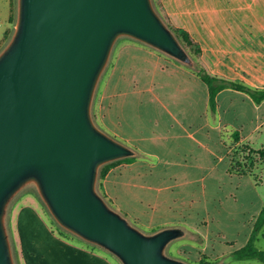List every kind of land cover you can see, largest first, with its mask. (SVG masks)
Listing matches in <instances>:
<instances>
[{
	"label": "water",
	"instance_id": "obj_1",
	"mask_svg": "<svg viewBox=\"0 0 264 264\" xmlns=\"http://www.w3.org/2000/svg\"><path fill=\"white\" fill-rule=\"evenodd\" d=\"M124 37L193 64L153 0H17L0 51V264H16L7 215L31 185L59 226L122 264H189L166 254L183 228L145 234L98 191L103 166L135 155L92 110Z\"/></svg>",
	"mask_w": 264,
	"mask_h": 264
},
{
	"label": "crops",
	"instance_id": "obj_2",
	"mask_svg": "<svg viewBox=\"0 0 264 264\" xmlns=\"http://www.w3.org/2000/svg\"><path fill=\"white\" fill-rule=\"evenodd\" d=\"M161 1L170 24L187 30L201 46L199 61L211 74L264 89L246 82L251 78L248 75L264 72L261 67L264 57V0H208L204 5L205 17L198 18V22L194 18L192 20L191 25L195 28L184 23L191 18L190 15H197L189 2ZM12 17L13 0H0V48L12 27ZM129 39L118 48L108 86L102 95L98 123L110 136L127 144L135 155L132 160L112 167L103 180V187L114 210L130 222L155 233L184 224L183 205L178 202L185 199L187 181L184 174L193 168L195 153L189 150L180 152L178 157L171 159L174 163L168 161L165 165L166 161L158 150L172 138L171 132L165 134L164 129H173L175 125L185 128L197 119L198 96L197 91H185L183 102L188 104V108L178 110L175 106L180 100L176 99L180 98L174 97L172 89L156 79L149 81L148 77L178 72L196 88L199 86L206 125L215 124L223 135L230 134L228 128L232 126V138L235 132V136H240V141L234 139V144L238 145L244 138L239 121L248 113L243 105H248L260 117L264 116V102L258 105L246 93L226 89L219 94L218 109L213 113L209 106L208 86L190 67L174 58L159 55L156 49L146 44ZM225 120L233 123L224 130L221 122ZM170 165L174 166L173 170L167 169ZM19 216L18 244L30 253L31 258L42 257L45 264H116L91 244L77 242L75 238L66 239L55 233L41 213L30 206L23 208ZM195 233L200 234L199 230Z\"/></svg>",
	"mask_w": 264,
	"mask_h": 264
},
{
	"label": "rangeland",
	"instance_id": "obj_3",
	"mask_svg": "<svg viewBox=\"0 0 264 264\" xmlns=\"http://www.w3.org/2000/svg\"><path fill=\"white\" fill-rule=\"evenodd\" d=\"M184 1L189 2L190 6H192L191 10L193 11L194 9L197 14L195 17L190 15L191 18L187 20L184 18V23L186 22L190 26L193 18L194 21L198 22V18L200 20L205 17L204 5L208 3V0ZM153 2L165 23L172 26L169 21V16L163 8L162 1L153 0ZM16 9L17 0H13V17L15 18ZM14 26L15 22H12V27L0 48L1 50L8 43ZM191 26L195 28L193 24ZM127 40L130 39L127 37L121 38L115 45L109 64L101 77L93 100V117L97 126L106 133L107 131L98 123L100 120L102 95L108 86L110 71L114 67V59L117 56L118 48L123 44L122 42ZM186 49L191 57L199 59L194 48L186 45ZM156 52L161 56L173 59L158 50ZM261 67L264 69V57L261 60ZM149 69H152V66H149ZM160 75L159 77L154 76L153 78L150 75L148 80L156 79L158 83L169 86L172 89L171 92L175 95L174 97L180 98L176 99L180 100L177 101L179 103L175 106L178 110L188 108V104H184L183 102L185 100V91L191 93L197 91L198 96L197 119L191 122L192 125L188 126L187 124L185 128L175 125L173 129H164L163 132L165 134L171 132L172 138L166 146H162L158 150L166 161L165 165H168V161L174 163L171 159L178 157V153H185L187 150L194 152L196 158L195 163L192 165L193 168L184 174V178L187 181L185 183V190L187 191L186 194L184 193L185 199L178 202L183 205L182 213L185 219L181 227H185L184 230L188 232L185 237L170 243L167 247L166 254L169 257L189 264H199L202 259L211 264H264L256 259L238 261L233 258V253L244 247L250 240L257 218L264 208V116L259 117L258 113L244 104L243 107L248 112L245 115L247 117L239 121L243 126L244 138L239 145L234 144L236 132L233 135L234 140L232 138V126L228 128L230 134L225 133L223 135L214 126L215 124L208 123L206 125L205 118L202 116L203 109L200 97L201 89L199 86L196 88L194 83L178 72L169 73L167 76L165 74ZM248 76L251 78L246 80V82L261 88L264 87L263 71L256 76H252L251 74ZM199 83L205 86L201 81ZM163 96L169 97L164 94ZM222 102L224 105V100ZM213 118H216V115ZM227 119L229 118L227 117ZM221 123L225 130V127L233 122L225 120ZM118 141L120 142V140ZM173 168V165L167 167L168 170H173ZM27 206L39 211L44 221L50 227L59 231L61 230L41 200L35 186L31 185L25 188L13 200L7 215V226L13 250L16 254V264H27L28 260L29 264H45L42 257L31 258L30 253L25 252L19 246V213ZM130 223L145 234H153L133 222ZM196 230H199L200 234L195 233ZM75 240L80 243H87L81 238L75 237ZM255 244L257 248L264 251V227L258 234ZM91 246L104 252L116 264H122L109 251L93 244Z\"/></svg>",
	"mask_w": 264,
	"mask_h": 264
},
{
	"label": "trees",
	"instance_id": "obj_4",
	"mask_svg": "<svg viewBox=\"0 0 264 264\" xmlns=\"http://www.w3.org/2000/svg\"><path fill=\"white\" fill-rule=\"evenodd\" d=\"M15 20H16V18L12 17L13 23L15 22ZM168 26L174 32V34L176 35V37L178 38V40L180 41V43L182 44V46L185 49H186V45H188V46H191L192 48L195 49V52L198 56H200L202 54L201 46L199 44H197L192 39V36L190 35V33L187 30L182 29V28H175V27L170 26V25H168ZM192 59H193V64L187 65V66L190 67V69H192L198 75V77L208 86L209 106H210V110L213 113H216L217 109H218V96H219V94L226 89H233L236 91L246 93L258 105L264 102V89L254 88V87L249 86L248 84H246L240 80H230V79H225V78H221L219 76L213 75L199 61V59H194L193 57H192ZM236 141L237 142L240 141L239 134H236ZM132 159H133V157L121 159V160L112 162L110 164H107L100 169L98 191L101 194V196L107 201V203L112 208H113L112 203L108 199V196L106 195V193L104 191L103 180L107 176L110 169L112 167H114L116 164L123 162V161H129ZM238 174H241V173H238ZM59 227L61 228L60 231L55 229V228H53V231L55 233H57L58 235H60L61 237L66 238V239H72L75 237L79 238V237L69 233L68 231L64 230L61 226H59ZM263 227H264V208H263L261 214L259 215V217L257 218L255 228H254V232H253L252 236L250 237V240L248 241V243L244 247L236 250L233 253L234 259H236L238 261L256 259V260H259V261L264 263V251L257 248V246L255 244L257 241V238H258V234L262 231ZM14 255H15V260H17L15 253H14ZM199 264H211V263H208L202 259L201 262H199Z\"/></svg>",
	"mask_w": 264,
	"mask_h": 264
}]
</instances>
